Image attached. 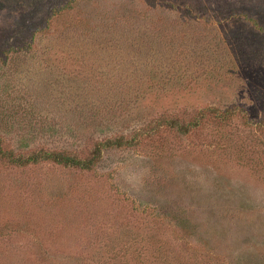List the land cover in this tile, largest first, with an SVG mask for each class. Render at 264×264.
Returning a JSON list of instances; mask_svg holds the SVG:
<instances>
[{
    "label": "rangeland",
    "instance_id": "rangeland-1",
    "mask_svg": "<svg viewBox=\"0 0 264 264\" xmlns=\"http://www.w3.org/2000/svg\"><path fill=\"white\" fill-rule=\"evenodd\" d=\"M0 264H264V0H0Z\"/></svg>",
    "mask_w": 264,
    "mask_h": 264
},
{
    "label": "trees",
    "instance_id": "trees-1",
    "mask_svg": "<svg viewBox=\"0 0 264 264\" xmlns=\"http://www.w3.org/2000/svg\"><path fill=\"white\" fill-rule=\"evenodd\" d=\"M235 108V107H234ZM235 109H230L229 111H225L224 116H228L235 112ZM93 156V155H92ZM41 161H49L54 162L56 164H60L63 166H78L80 168H89V161L87 159H79L75 155H71L69 153H66L64 150L62 151H52L45 149L43 151H37L35 153H32V157H29L27 159L28 163H39ZM13 164H21V161L18 159H15L12 161Z\"/></svg>",
    "mask_w": 264,
    "mask_h": 264
}]
</instances>
